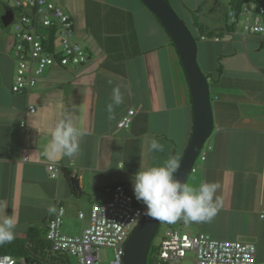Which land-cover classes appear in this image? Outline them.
Instances as JSON below:
<instances>
[{
  "label": "crops",
  "instance_id": "crops-1",
  "mask_svg": "<svg viewBox=\"0 0 264 264\" xmlns=\"http://www.w3.org/2000/svg\"><path fill=\"white\" fill-rule=\"evenodd\" d=\"M54 1L71 17L73 41L89 60L48 69L27 93L11 91L13 34L0 24V216L7 213L18 221L15 238L22 240L32 229L45 238L54 213L50 209L56 205L65 210L61 232L81 234L91 207L110 198L109 188L122 185L134 197L131 178L139 169L170 156L180 161L193 128L191 95L178 52L139 0ZM168 2L196 36L194 15L209 33L196 43L197 62L207 76L213 129L186 183L218 182L222 207L208 222H165V230L253 243L255 264H264V34L233 32L228 13L217 15L219 0ZM117 88L122 96L118 105L113 102ZM29 106L36 110L30 113ZM128 110L135 113L129 128L117 129ZM66 118L83 133L78 152L51 159L43 146L56 123ZM153 138L164 145L163 152L149 150ZM47 164L60 167L56 178L46 172ZM43 262L66 264L52 252Z\"/></svg>",
  "mask_w": 264,
  "mask_h": 264
},
{
  "label": "built area",
  "instance_id": "built-area-1",
  "mask_svg": "<svg viewBox=\"0 0 264 264\" xmlns=\"http://www.w3.org/2000/svg\"><path fill=\"white\" fill-rule=\"evenodd\" d=\"M4 1L11 3L15 9L11 22L15 29L11 48L15 63L12 93H27L48 69L81 66L88 62L87 54L73 41L71 17L54 0ZM262 1L261 4L257 1L248 2L238 9L231 7L227 20L233 32L241 27L242 33L246 35L264 34ZM35 110L34 106L28 107L30 113ZM134 114V110H128L117 122V129H128ZM20 126L29 132L30 129L24 123ZM200 159L205 160L203 152ZM46 172L51 178H56L61 169L58 165L47 164ZM108 192L110 198L91 207L89 225L76 236H67L61 232L65 210L63 206L56 205L44 234L52 253L73 257L76 264H101L98 251L100 248H109L113 258L108 264H124V246L128 234L146 209L122 185L109 188ZM137 212L141 213L139 218L135 217ZM187 252L195 253L194 264H255L256 245L217 240L203 233L191 235L167 229L163 232L159 249L152 254L151 264H174L183 259ZM0 264H16V260L3 254L0 255Z\"/></svg>",
  "mask_w": 264,
  "mask_h": 264
},
{
  "label": "clouds",
  "instance_id": "clouds-1",
  "mask_svg": "<svg viewBox=\"0 0 264 264\" xmlns=\"http://www.w3.org/2000/svg\"><path fill=\"white\" fill-rule=\"evenodd\" d=\"M113 102L116 105L122 102L118 88L113 90ZM108 111H112L111 104ZM82 135V131L74 126L71 118L59 120L51 131L47 144L43 146L45 154L51 159L76 154ZM149 150L163 152L164 145L153 138ZM180 164L178 157L170 156L161 164L139 169L133 175V195L145 206L143 215L168 223L182 220L185 225L210 221L222 207V200L218 195L220 184L201 182L198 186H192L181 182L175 177ZM140 216V212L135 215L137 218ZM17 222L10 214L0 216V245L11 243L15 239Z\"/></svg>",
  "mask_w": 264,
  "mask_h": 264
},
{
  "label": "water",
  "instance_id": "water-1",
  "mask_svg": "<svg viewBox=\"0 0 264 264\" xmlns=\"http://www.w3.org/2000/svg\"><path fill=\"white\" fill-rule=\"evenodd\" d=\"M153 13L175 46L188 82L193 107V128L188 146L180 159V168L175 177L185 182L191 173L194 161L202 146L208 141L212 129V110L207 79L197 62V43L191 31L164 0H139ZM3 27L13 20V11L5 7L0 17ZM160 221L142 216L125 246L124 264H146L150 242ZM27 259H23L27 263Z\"/></svg>",
  "mask_w": 264,
  "mask_h": 264
},
{
  "label": "trees",
  "instance_id": "trees-1",
  "mask_svg": "<svg viewBox=\"0 0 264 264\" xmlns=\"http://www.w3.org/2000/svg\"><path fill=\"white\" fill-rule=\"evenodd\" d=\"M166 3H169L168 0H164ZM258 2L263 3L261 0H230V5L233 8H240L243 4L248 2ZM154 17L157 19V17L154 15ZM158 20V19H157ZM159 22V20H158ZM160 23V22H159ZM161 25V23H160ZM162 26V25H161ZM163 27V26H162ZM194 27L198 30V36H194L196 42L199 41V37L203 34H209L205 32L204 27L199 24L197 20H194ZM207 79V76H205ZM161 223V221H160ZM159 223V225H160ZM159 225L157 226L154 235L159 229ZM153 235V236H154ZM150 247V245H149ZM51 252V246L49 242L46 241L45 238H42L38 232L34 231L33 229L28 231L27 236L22 239L15 238L11 243H5L3 245H0V255L8 254L12 256L14 259H27L32 260L34 262L43 264L44 259H46L49 256V253ZM157 252V251H155ZM154 253V252H153ZM55 255H58L61 260L62 258H65V255H60L58 253H54ZM148 255V253H147ZM147 259V256H146Z\"/></svg>",
  "mask_w": 264,
  "mask_h": 264
},
{
  "label": "rangeland",
  "instance_id": "rangeland-1",
  "mask_svg": "<svg viewBox=\"0 0 264 264\" xmlns=\"http://www.w3.org/2000/svg\"><path fill=\"white\" fill-rule=\"evenodd\" d=\"M219 1H220L221 5H219L218 7H216L217 15H219L222 18H224L225 16H227V13L230 11L231 6L228 3L229 0H219ZM170 4H171V2H170ZM0 7H1L0 17L5 12V7L10 8L14 12L13 5L11 3H9V2L4 1V0H0ZM174 12H175V10H174ZM219 16H217V17H219ZM194 20H197V21L199 20V18L197 17V15H194ZM0 24H1V21H0ZM228 24H229V22H228ZM186 25H188L191 28L192 33L195 35V32H194L193 27H191L187 23H186ZM2 29L3 30H6L10 34H13L14 31H15L14 24L13 23H10L7 27H3ZM237 32L239 34L242 33V28L241 27H238V29H237V31H235V33H237ZM133 228H134V226H133ZM165 228H166L165 222L164 221H161V223L159 225L158 231L152 237V240L150 242V247L148 249V255H147V259H146V264H151L153 252H155V251H157L159 249V246H160V243L162 241V236H163V232L165 231ZM168 229H170V228H168ZM178 231L185 232V233L188 232V233H191L192 235L197 234L195 231H191V230H188V231L178 230ZM98 254L100 256L101 264H108V262L113 258V252L109 248H100L99 251H98ZM64 259L66 261V264H76V259L73 258V257L66 256ZM194 263H195V253L194 252H187L186 255H185V257L183 259L174 262V264H194ZM21 264H23V263L21 262Z\"/></svg>",
  "mask_w": 264,
  "mask_h": 264
},
{
  "label": "bare ground",
  "instance_id": "bare-ground-1",
  "mask_svg": "<svg viewBox=\"0 0 264 264\" xmlns=\"http://www.w3.org/2000/svg\"><path fill=\"white\" fill-rule=\"evenodd\" d=\"M152 14H153V13H152ZM153 15H154V14H153ZM244 35H246V34H244ZM199 38H201V37H199ZM140 219H141V218H140ZM140 219H139V220H140ZM137 223H138V222H137ZM137 223H136V224H137ZM136 224L134 225V227L136 226ZM133 229H134V228H133ZM133 229H131V230H133ZM131 232H132V231H131ZM131 232H130V233H131ZM130 233L128 234V237H129ZM128 237H127V239H128ZM126 241H127V240H126ZM125 243H126V242H125ZM146 256H147V255H146Z\"/></svg>",
  "mask_w": 264,
  "mask_h": 264
}]
</instances>
